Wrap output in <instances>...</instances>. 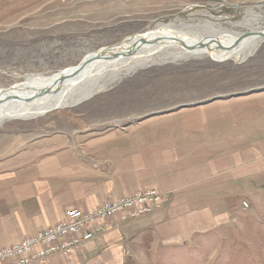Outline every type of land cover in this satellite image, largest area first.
<instances>
[{
    "label": "rangeland",
    "instance_id": "rangeland-1",
    "mask_svg": "<svg viewBox=\"0 0 264 264\" xmlns=\"http://www.w3.org/2000/svg\"><path fill=\"white\" fill-rule=\"evenodd\" d=\"M167 24L198 35L260 30L264 0H0V87L72 67L92 51ZM151 60L115 79L105 75L97 83L101 88L74 107L0 120V165L20 148H27L28 159L40 155V135L129 143L149 136L135 127L149 126L183 133L168 134L174 138L188 129L206 156L216 145L238 155L252 147L257 160L243 169L253 175L237 180L229 219L150 252L148 262L128 264H264V102L244 97L264 90V41L243 60L219 62L172 48ZM225 183L223 176L207 179L199 203L224 205L228 196L218 189Z\"/></svg>",
    "mask_w": 264,
    "mask_h": 264
},
{
    "label": "crops",
    "instance_id": "crops-1",
    "mask_svg": "<svg viewBox=\"0 0 264 264\" xmlns=\"http://www.w3.org/2000/svg\"><path fill=\"white\" fill-rule=\"evenodd\" d=\"M244 97L264 102V90ZM135 130L149 136L127 143L112 139L81 142L76 136L65 142L60 134L40 135V155L28 159L27 148H20L13 158L2 161L0 246L60 221L70 207L91 210L106 199L141 187H155L166 195L158 209L134 220L114 218L84 249L70 256L53 255L47 264L148 262L150 252L182 244L230 218L235 210L231 192L234 198L237 180L253 175L243 169L257 160L252 147L238 155L235 149L221 152L216 145L206 156L204 144L190 141L188 129L187 136L178 138L168 135L177 132L162 127ZM45 142L52 144L46 150L42 148ZM260 147L263 153L264 143ZM238 165L245 166L239 169ZM214 176L224 177L225 187L218 189V195L223 193L228 199L223 200L224 205L199 203L205 197L206 180Z\"/></svg>",
    "mask_w": 264,
    "mask_h": 264
},
{
    "label": "bare ground",
    "instance_id": "bare-ground-1",
    "mask_svg": "<svg viewBox=\"0 0 264 264\" xmlns=\"http://www.w3.org/2000/svg\"><path fill=\"white\" fill-rule=\"evenodd\" d=\"M170 24L159 25L142 33L128 35L120 41V44H118L119 42L115 43L116 46L114 47H102L86 54L82 60L105 49L104 54L106 57H101L99 60L89 63L78 73L73 71L82 60L72 67L51 74L31 75L23 81L8 87H0V120L26 119L59 108L74 107V105L92 96L96 90L101 88L97 83L105 75L114 77L113 75L116 76L122 71H129L145 64L161 50L172 48L182 55H207L215 61L243 60L256 50L261 41H264L260 35H251L245 37L236 47L225 50L219 48L217 43L220 42L222 45L230 46L243 32L235 33L226 29L223 31L216 30L215 33L209 35H198L177 30V27L170 26ZM252 30L258 31V29ZM260 30L264 32V28H260ZM140 37H146L150 42L156 41V43H142ZM178 39L192 46L198 45L200 42H206L209 44V48L199 47L189 50L183 47ZM136 43L138 44L137 51L132 55L126 54ZM113 53H117L118 57L107 58L112 56ZM61 74L66 75L60 80ZM108 77L106 76V79Z\"/></svg>",
    "mask_w": 264,
    "mask_h": 264
},
{
    "label": "built area",
    "instance_id": "built-area-1",
    "mask_svg": "<svg viewBox=\"0 0 264 264\" xmlns=\"http://www.w3.org/2000/svg\"><path fill=\"white\" fill-rule=\"evenodd\" d=\"M165 196L155 187H146L106 199L91 210L70 207L60 221L0 246V264H47L53 255L70 256L107 230L112 219L134 220L150 215L161 206ZM243 204L248 207L247 202Z\"/></svg>",
    "mask_w": 264,
    "mask_h": 264
},
{
    "label": "water",
    "instance_id": "water-1",
    "mask_svg": "<svg viewBox=\"0 0 264 264\" xmlns=\"http://www.w3.org/2000/svg\"><path fill=\"white\" fill-rule=\"evenodd\" d=\"M251 35H260L264 39V32L263 31H261V30H258V31L250 30V31L241 33L230 46L222 45L220 42H218L217 44H218L219 48L227 50V49L236 47L237 45L240 44V42L245 37H249ZM178 41L182 44L183 47H185V48H187L189 50H193V49L199 48V47L200 48H204V47L209 48V44L206 43V42H200V43H198V45H194L195 46L194 47V46L189 45V44H187L184 41H181L179 39H178ZM140 42H142V43H148V42L149 43H152V42L153 43H156V41H151L150 42V40L147 39L146 37H140ZM120 43L121 42H119L118 44H120ZM114 46H116V44H112V45H109V46H106V47L109 48V47H114ZM137 47H138V44L137 43L136 44H133L132 49H129L126 54H128V55L134 54L137 51ZM104 50L102 49V51H100L98 53H95L94 55L89 56V57L85 58L84 60H82L75 67V69H74L73 72H77L78 73V72L82 71L89 63H91V62H93L95 60H99L101 57H106V55L104 54ZM116 57H118V54L117 53H113L112 56H108L107 58H116ZM217 61L220 62V61H224V60H217ZM65 75L66 74H61L60 75V80L63 79Z\"/></svg>",
    "mask_w": 264,
    "mask_h": 264
}]
</instances>
